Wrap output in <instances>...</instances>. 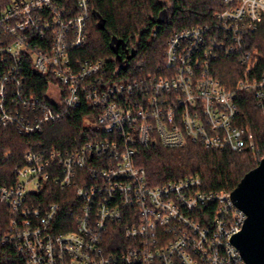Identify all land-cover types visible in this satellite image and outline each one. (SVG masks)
<instances>
[{"label": "built area", "instance_id": "1", "mask_svg": "<svg viewBox=\"0 0 264 264\" xmlns=\"http://www.w3.org/2000/svg\"><path fill=\"white\" fill-rule=\"evenodd\" d=\"M223 3L172 33L154 72L132 75L126 61L113 74V58L75 53L89 0H0V126L31 135L85 102L92 129L68 149L36 140L0 184V244L20 264H247L232 243L246 215L231 191L202 189L198 174L152 184L135 163L156 144L260 151L241 104L264 115V56L249 48L264 0ZM223 58L240 67L232 87L217 76ZM28 71L44 78L39 92Z\"/></svg>", "mask_w": 264, "mask_h": 264}, {"label": "trees", "instance_id": "2", "mask_svg": "<svg viewBox=\"0 0 264 264\" xmlns=\"http://www.w3.org/2000/svg\"><path fill=\"white\" fill-rule=\"evenodd\" d=\"M89 3L87 43L75 53L89 59L113 58L109 63L111 73L117 61L125 60L132 75L154 72L163 62L167 39L174 31L210 21L213 12L224 7L223 0H89ZM249 37L252 44L249 48L264 56V13L257 31ZM217 68L219 79L232 87L240 67L232 58H223ZM26 74L28 84L39 92L44 78L30 71ZM241 106L259 152L206 149L197 143L177 148L156 144L140 148L135 163L144 166L152 184L198 174L202 189L232 191L242 176L264 157V115L249 99L245 98ZM89 112L90 107L83 102L31 135L0 126V184L14 182V168L21 164L24 153L36 140L45 149L81 145L92 132L84 119ZM53 188L48 197L64 204V191L57 186ZM20 262L10 244H0V264Z\"/></svg>", "mask_w": 264, "mask_h": 264}, {"label": "water", "instance_id": "3", "mask_svg": "<svg viewBox=\"0 0 264 264\" xmlns=\"http://www.w3.org/2000/svg\"><path fill=\"white\" fill-rule=\"evenodd\" d=\"M231 199L246 215L232 243L247 264H264V157L242 176Z\"/></svg>", "mask_w": 264, "mask_h": 264}, {"label": "rangeland", "instance_id": "4", "mask_svg": "<svg viewBox=\"0 0 264 264\" xmlns=\"http://www.w3.org/2000/svg\"><path fill=\"white\" fill-rule=\"evenodd\" d=\"M120 62H121L122 64H124V63H125V60H120Z\"/></svg>", "mask_w": 264, "mask_h": 264}]
</instances>
